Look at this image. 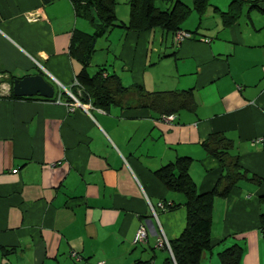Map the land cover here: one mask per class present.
I'll list each match as a JSON object with an SVG mask.
<instances>
[{
    "label": "crops",
    "instance_id": "0c3cea01",
    "mask_svg": "<svg viewBox=\"0 0 264 264\" xmlns=\"http://www.w3.org/2000/svg\"><path fill=\"white\" fill-rule=\"evenodd\" d=\"M231 1L190 11L179 44L159 28L100 37L87 71L106 65L127 88L103 110L11 96L14 78L39 72L70 92L81 67L70 38L90 25L69 0H0V264H175L157 238L183 229L184 197L155 171L189 157L196 191H210L225 170L201 145L211 133L230 140L226 162L244 178L214 197L199 264H219L233 244L238 264H264V0ZM228 10L237 17L225 24ZM165 91L176 95L165 98L177 107L168 121L147 106Z\"/></svg>",
    "mask_w": 264,
    "mask_h": 264
},
{
    "label": "trees",
    "instance_id": "16d2710c",
    "mask_svg": "<svg viewBox=\"0 0 264 264\" xmlns=\"http://www.w3.org/2000/svg\"><path fill=\"white\" fill-rule=\"evenodd\" d=\"M69 1L74 14L85 19L92 27L91 32L76 30L71 35L68 54L77 60L81 67L75 74L77 84H73L70 93L76 96L80 103L90 104L103 110L118 103L115 95L126 92L127 88L122 86L118 76L106 65H99L92 74L87 71L100 37H106L115 27L131 31L159 28L170 32L173 37L177 30H184L181 28V23L190 11L193 10L200 15L210 4L209 0H191L190 6L180 0H160L165 4L163 8H160L155 5L156 0H127V21L124 22L118 20L116 16L115 0ZM239 3V0H232L230 6ZM229 11L231 12V10L220 12L222 16H226L225 24H229L237 17V13L229 14ZM188 32L191 34L190 31ZM39 73L43 75L42 72ZM149 96H152V99L147 106L159 112L158 117L177 108L167 106L165 102L166 97H176L172 91L149 93ZM57 97L66 102H72V99L60 90L54 92L51 98H40L50 100ZM201 145L209 155L216 158L222 169H225L210 191L203 193L196 191L188 175L189 157H177L155 171L156 177L168 190L178 192L184 197L185 225L178 236L170 240L168 244L171 259L175 264H199L202 254L210 245L211 210L214 197L227 196L238 179L244 178V171L236 162L233 164L226 162L231 145L230 140L218 133H211ZM258 222L259 229L264 234V209L258 216ZM240 253L241 247L237 244L219 251L217 253L219 264H238Z\"/></svg>",
    "mask_w": 264,
    "mask_h": 264
},
{
    "label": "water",
    "instance_id": "95a60500",
    "mask_svg": "<svg viewBox=\"0 0 264 264\" xmlns=\"http://www.w3.org/2000/svg\"><path fill=\"white\" fill-rule=\"evenodd\" d=\"M11 92L13 96L18 97L51 98L54 89L41 73H36L14 78L11 82Z\"/></svg>",
    "mask_w": 264,
    "mask_h": 264
},
{
    "label": "built area",
    "instance_id": "2783aa9c",
    "mask_svg": "<svg viewBox=\"0 0 264 264\" xmlns=\"http://www.w3.org/2000/svg\"><path fill=\"white\" fill-rule=\"evenodd\" d=\"M191 37V34L188 32V31H185V30H177L174 34H173V41L175 44H179L180 42H182L183 40L185 39H188ZM76 81L74 79V85H76ZM68 96L72 99V102L71 104L74 106H79L81 108H84V109H87L88 107H90L91 105L90 104H82L78 101L77 97L74 96L72 93H70L69 91H66ZM161 117L163 119H165L166 121L168 120H171L173 118V115H161ZM264 141V139H263ZM16 170L13 169L12 172H15ZM145 235H146V229L143 225H140L136 234H135V237H134V242H141V241H144L145 239ZM157 245L158 246H165L168 250H169V245H168V242L166 241V239L163 237V236H159L157 238ZM94 264H104V262L102 260H98L96 261Z\"/></svg>",
    "mask_w": 264,
    "mask_h": 264
},
{
    "label": "rangeland",
    "instance_id": "374dc122",
    "mask_svg": "<svg viewBox=\"0 0 264 264\" xmlns=\"http://www.w3.org/2000/svg\"><path fill=\"white\" fill-rule=\"evenodd\" d=\"M182 1L183 3L187 4V5H191V0H180ZM211 2V0H209V3ZM168 4V3H167ZM155 5L157 7H160V8H163L165 6V4H163L160 0H156L155 1ZM114 11L116 13V16L118 18V20H124V21H127V14L128 13V4H127V0H115V6H114ZM187 18H185L183 21L186 22V20L188 19L189 17V14L188 16H186ZM183 22V23H184ZM116 29V28H115ZM92 31V27L89 26V29H88V32H91ZM115 36V32H111V34L109 35V38L111 40H115L116 37ZM103 42L102 39L98 40L97 41V47L101 45V43ZM115 47V46H114ZM114 49V48H112ZM114 51L112 50V52L109 54V58L111 57V55H113ZM102 57V55L100 53H97V54H94L93 57H92V60L91 62L95 61V60H98ZM89 71L91 72L92 69L91 67L89 68Z\"/></svg>",
    "mask_w": 264,
    "mask_h": 264
}]
</instances>
